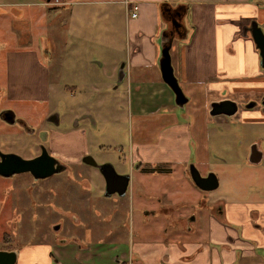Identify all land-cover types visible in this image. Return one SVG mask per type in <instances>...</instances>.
Instances as JSON below:
<instances>
[{
    "label": "crops",
    "instance_id": "0c3cea01",
    "mask_svg": "<svg viewBox=\"0 0 264 264\" xmlns=\"http://www.w3.org/2000/svg\"><path fill=\"white\" fill-rule=\"evenodd\" d=\"M34 1L29 5L52 8L45 11L42 17L48 18L51 13H56V16L53 15L49 20L50 24L60 21L66 32L71 31L67 17L79 15L81 12L78 8H82V13L87 14L89 6L95 7L100 3L111 5L108 15L104 16L111 25L113 22L117 23L112 20V5H125L127 47L121 52V56H117L110 48L105 50L109 58H112L109 63L95 58L89 62L90 65L98 66V69L104 68L105 72L102 78H98L99 86L92 85V91H89L91 93L87 97L94 100L101 86L109 88L113 80H116L113 86L115 88L124 84L122 95L128 97L132 119L135 117L140 125H153L154 133L158 135L156 140L146 142L143 150L139 148L141 157H133L137 166L152 162L153 168L164 164L189 168L191 158L194 157V164L206 175L209 170L203 168H207L211 163L208 154L211 152L209 150L213 134L223 138L219 130L224 128L231 131V137H228L230 142H235L238 138L229 125L231 118L247 126L258 125L264 128L263 109L259 106L248 109L243 105L264 94V68L260 64L259 50L248 31L249 25L254 21L264 29V0ZM62 7H68L67 12L60 10ZM167 10L175 12V17H164L162 12ZM133 12L137 13L134 17ZM176 18L179 21L178 27L172 24V20ZM28 25L26 24L25 30L29 36H20L19 46L30 43L31 32ZM165 31L174 36L170 55L174 73L188 97L184 108L176 104L175 94L163 80L159 66ZM17 50L28 49L13 48L7 51L9 57L4 68L5 97L16 105L13 104L17 110H35L36 106L40 107L52 95V67L49 62L36 63L33 54L38 51L25 52L29 55L21 58L15 56L18 54ZM63 57L64 52L56 55V66L58 65L60 71L64 66ZM223 99L235 100L240 105L234 117L210 114L211 103ZM121 101L123 102V98ZM81 117L90 119L93 116L84 112ZM65 118L64 113L60 119L64 128ZM201 119L206 123L208 121L223 125L218 126L217 134L211 133V139H203L205 142L193 134V129L200 124L197 122ZM79 120V117L75 116L71 125L76 129L59 131L52 140L54 149L64 161L81 160L90 152L88 136L83 128H79ZM230 150L235 151L232 146ZM259 150L263 160L264 151L261 147ZM231 155L233 153L229 154L230 161L221 160V165H217L232 168L236 173L233 177H237L238 170L234 169L239 155ZM249 155L248 149L245 157L247 161ZM154 172L162 174L161 170ZM119 173L130 174L131 183L130 172ZM186 181L188 186L194 189V194L190 191L192 200L199 203L203 195H206L208 199L202 202L209 203L208 192L192 184L191 177ZM221 194L213 200L214 207L210 213L207 209L203 211V214L208 213L207 226L199 224L198 228H194L188 220L186 227L189 231H196L195 241L189 239L180 244L166 243L163 236L154 234L148 241L137 239L130 247L125 248L123 254L114 258H106V253L99 251L102 249L97 246L99 243L83 245L82 250H86L83 254L85 257L90 255L91 246L94 247L99 256L96 264H264V196L252 194L245 198L240 196L241 194ZM183 197L176 193L172 198L171 207H177ZM156 205L153 203V207ZM195 220L197 222L198 217ZM161 227L166 230L165 225ZM67 245L69 243L65 241L57 247L48 242L24 244L15 248V264H79L77 258L71 256ZM79 253L75 252V256Z\"/></svg>",
    "mask_w": 264,
    "mask_h": 264
},
{
    "label": "rangeland",
    "instance_id": "374dc122",
    "mask_svg": "<svg viewBox=\"0 0 264 264\" xmlns=\"http://www.w3.org/2000/svg\"><path fill=\"white\" fill-rule=\"evenodd\" d=\"M33 2L0 0V109L14 104L6 99L4 91L3 60L8 49L26 47L28 51H38L45 48L56 55L64 52L62 71L52 58L48 61L52 67L51 102L55 106L59 99L63 101L60 111L61 115L65 113L66 116L65 128L61 124L59 131L73 129L72 119L79 117V128L86 132L91 147L89 155L99 164L102 161L112 163L118 172H130L132 179L125 196L113 194L107 197L102 173L82 160L64 161L67 169L62 174L31 185L28 174L12 180L0 179V246L15 249L28 243L48 242L57 247L65 241L69 243L67 246L71 256L77 258L79 264H96L99 256L94 247L91 246L90 255L85 257L83 245L99 243L97 246L102 248L99 251H104L106 258H114L123 254L125 248L137 239L148 241L154 234L163 236L166 243L180 244L189 239L195 241L196 231H189L186 224L195 216V219L198 217L197 222L194 219L189 224L194 228H198L199 224L207 226L208 213L203 214V211L207 209L210 213L214 207L213 200L221 193L241 194L245 198L252 194L264 196V158L260 163L245 158L253 139L264 151V128L247 126L234 118L230 119L229 125L238 135L237 140L230 142L228 137H231V131L221 128L219 133L222 132L223 138L213 134L210 144L208 156L211 163L203 169L215 172L220 178V186L208 192L209 203L202 202L208 199L206 195L199 203L192 200L190 191L194 194V189L186 181L190 177L187 167L164 164L153 168L152 162H141L137 166L133 157H141L139 148L143 150V145L156 140L158 135L154 133L153 125H140L135 117L132 119L128 97L122 95L124 84L115 88L116 80H113L109 88L101 86L94 100L87 97L92 85L99 86L98 78H102L105 72L104 68L98 69L89 62L95 58L109 63L112 58L105 50L110 48L121 56L127 47L125 5H112V20L117 23L111 25L104 18L111 5L100 3L95 7L89 6L87 14L78 8L81 12L79 15L67 17L71 31L66 32L60 21L50 24L49 20L56 13H51L48 18L42 17L45 11L52 8L29 5ZM61 9L67 12L68 7ZM26 24H29L31 32L30 43L19 46V37L29 36L25 30ZM40 109L36 106L35 110ZM84 112L93 117L82 118ZM198 123L193 134L203 142V139H211V133L217 134L218 128L223 126L215 122L206 123L202 119ZM230 146L236 152L230 150ZM232 153L231 156L239 155L234 169L238 170L239 179L233 177L236 173L232 168L217 165H221V160L230 161L229 154ZM194 162L195 158L192 157L190 163ZM151 169L164 172L158 174L151 172ZM176 193L184 197L177 207L172 208V198ZM153 203L157 205L153 207ZM56 225L58 229H55ZM163 225L165 231L162 230ZM75 252L80 253L75 256Z\"/></svg>",
    "mask_w": 264,
    "mask_h": 264
},
{
    "label": "water",
    "instance_id": "95a60500",
    "mask_svg": "<svg viewBox=\"0 0 264 264\" xmlns=\"http://www.w3.org/2000/svg\"><path fill=\"white\" fill-rule=\"evenodd\" d=\"M162 13L167 19L174 18L176 15L175 12H169V10L163 11ZM172 22V24H176L177 27L179 26V21L177 20V18L172 20ZM248 30H250V34L255 42L257 49L259 50V54L261 57L260 64L264 68V29L258 22L254 21L252 25H250ZM173 38L174 36L170 32L165 31L163 33L159 66L163 80L170 86L175 94L176 104L181 108H184V105L188 101V97H186L182 87L178 82L171 62L170 49L172 46ZM262 104V109L264 111V101L262 102ZM238 109L239 104L235 100L223 99L211 103L210 114L213 116H232L238 111ZM255 148V146L252 147L250 161L259 163L262 160V152ZM45 160H47L48 163H46ZM54 160L56 159L53 156L49 155L45 149L43 154L35 159H25L17 154L11 153L8 155H4L2 162H0V174L4 176H10L16 172L30 171L37 179L46 178L54 173L62 172L67 168V165L61 166L59 168H52ZM83 161L89 165H93L99 168L105 179V196L111 197L113 194H118L120 196L126 195L130 183V174L119 173L114 165L110 162L99 164L89 154L83 157ZM188 172L193 183L200 190L210 192L216 190L220 185L218 175L215 172L209 171L206 175H203L194 163L189 164ZM194 219L195 216H192L189 220L191 221ZM58 228L59 226L56 225L55 229ZM16 261L17 252L15 250H0V264H15Z\"/></svg>",
    "mask_w": 264,
    "mask_h": 264
},
{
    "label": "flooded vegetation",
    "instance_id": "af4514ba",
    "mask_svg": "<svg viewBox=\"0 0 264 264\" xmlns=\"http://www.w3.org/2000/svg\"><path fill=\"white\" fill-rule=\"evenodd\" d=\"M248 31L250 32V30ZM17 52L18 54H15V56L17 57L24 58L29 55L27 53L25 54V52H28V50H17ZM54 54H55L54 51H49L48 49L40 48L38 49L37 54H33V59L36 61V63L38 62L43 64L46 62L48 64V61H51L50 58H52L53 62H56V54L55 56ZM8 57L9 56L6 54V59L3 60L4 62L3 64L5 66ZM51 100H52V95H50V97L46 102L44 101V104L40 106L41 109L37 111L31 109L20 111L17 110L14 106L0 109V162H2L4 155H8L11 153L17 154L25 159H35L41 156L45 149L49 155L53 156L56 159L54 160L52 168H59L61 166L66 165L64 159L61 157L58 151L54 149L52 143V139H54L56 134L59 132V126L61 124L60 110L61 108L63 109L62 107L63 101L59 99L56 102V105L54 106ZM263 101H264V94H261L260 96L257 97V99H251L243 103V105L248 109H253L256 106L257 107L259 106L262 110ZM238 111L235 114H237ZM49 126H51V128H49ZM253 146L256 147L255 149L259 150L258 143L252 142L250 143V148H249L250 154ZM87 154H90V152ZM83 157L81 159L82 161H83ZM249 161H250V155H249ZM45 162L48 163L47 160H45ZM105 162L107 161H102L100 164ZM64 171L54 173L46 178H38V179L35 178L32 172L24 171V172L13 173L10 176H4L0 174V179L12 180L17 176L28 174V176L31 179L30 182L31 185L34 182L38 183L40 181H44L54 176L60 175ZM0 250L13 251L15 249L5 245V246H0Z\"/></svg>",
    "mask_w": 264,
    "mask_h": 264
},
{
    "label": "built area",
    "instance_id": "2783aa9c",
    "mask_svg": "<svg viewBox=\"0 0 264 264\" xmlns=\"http://www.w3.org/2000/svg\"><path fill=\"white\" fill-rule=\"evenodd\" d=\"M136 15H137V13H136V12H133V13H132V16H133V17H134V16H136Z\"/></svg>",
    "mask_w": 264,
    "mask_h": 264
},
{
    "label": "trees",
    "instance_id": "16d2710c",
    "mask_svg": "<svg viewBox=\"0 0 264 264\" xmlns=\"http://www.w3.org/2000/svg\"><path fill=\"white\" fill-rule=\"evenodd\" d=\"M150 171H151V172H154V171H156V170H154V169H151ZM161 171H163V170H161Z\"/></svg>",
    "mask_w": 264,
    "mask_h": 264
}]
</instances>
